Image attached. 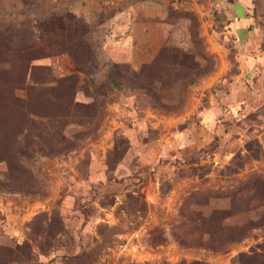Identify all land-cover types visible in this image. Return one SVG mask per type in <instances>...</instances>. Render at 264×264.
Here are the masks:
<instances>
[{
    "label": "rangeland",
    "instance_id": "obj_1",
    "mask_svg": "<svg viewBox=\"0 0 264 264\" xmlns=\"http://www.w3.org/2000/svg\"><path fill=\"white\" fill-rule=\"evenodd\" d=\"M77 2L0 0V264H264V180L243 195L231 180L264 166V0H150L168 42L140 70L111 64L104 77L99 13ZM152 115L157 127L141 125ZM92 128L100 157L70 163L83 176L94 163L96 179L14 223L11 199L37 189L30 165Z\"/></svg>",
    "mask_w": 264,
    "mask_h": 264
},
{
    "label": "crops",
    "instance_id": "obj_2",
    "mask_svg": "<svg viewBox=\"0 0 264 264\" xmlns=\"http://www.w3.org/2000/svg\"><path fill=\"white\" fill-rule=\"evenodd\" d=\"M85 1L87 2L86 6H82L77 2L74 8L77 13L92 12L94 9L99 13L98 17L100 18H97L92 23L102 34V39L100 40L101 55H99L98 60L105 64L99 69L98 73L103 77L111 64H127L131 70H140L144 65L152 63L158 57L161 47L168 42L171 25L167 20H161L160 13L150 0L126 3L117 8L104 5L103 0ZM92 14L94 15V13ZM55 73L58 74L60 71L55 69ZM237 100V98H233L231 101L236 102L229 105L233 117L244 115L242 108L244 105ZM250 105H252V102H248V108ZM148 122L151 123L152 127H157L160 124L159 117H154L153 115L151 118L143 116L140 123L142 125V123ZM98 134L99 132L92 128L83 134L78 146L69 154L60 153L52 157H44L43 161L40 159L36 161V166L32 167L30 165L31 173L34 177L33 180L36 183L35 188L37 189L27 194H15L11 199L16 212L14 216L12 215L14 218H11L14 223L23 224L24 221H29L32 216L26 217L28 209L49 199L52 192L58 190L60 186L66 188L63 191L64 196L69 191L75 194L82 190L83 187L90 186L91 182L96 179L95 164L88 163L87 173L83 176L82 169L71 165L70 159L77 161L86 152V155L90 152V154L100 157V153L96 149V145L101 138ZM170 135L167 136V139H170ZM155 141L145 153L144 149H141L139 156L144 155L143 157L146 159L148 154L154 152V150L159 152L160 138ZM155 163L156 161H152V168ZM137 165L140 164L137 162ZM248 165L231 179L234 187H237V190L242 195L244 188L252 181V178L264 180V166L258 169L255 162ZM98 166L100 167L97 170H101V162H98ZM103 167H106V165H103ZM0 207L3 210L5 209L2 203H0ZM3 220L4 223H11L10 217L7 215ZM18 223L14 224L13 227L16 225L20 226Z\"/></svg>",
    "mask_w": 264,
    "mask_h": 264
},
{
    "label": "built area",
    "instance_id": "obj_3",
    "mask_svg": "<svg viewBox=\"0 0 264 264\" xmlns=\"http://www.w3.org/2000/svg\"><path fill=\"white\" fill-rule=\"evenodd\" d=\"M123 2V0H103V4L106 6H114L118 3ZM121 116L116 117L114 122L117 123ZM146 233V228H142L141 230H136L131 234V239H139L142 238V236ZM121 252H129L130 246L127 245H121L120 246Z\"/></svg>",
    "mask_w": 264,
    "mask_h": 264
},
{
    "label": "trees",
    "instance_id": "obj_4",
    "mask_svg": "<svg viewBox=\"0 0 264 264\" xmlns=\"http://www.w3.org/2000/svg\"><path fill=\"white\" fill-rule=\"evenodd\" d=\"M83 196H80V197H77V199H80V198H82ZM76 201V200H75Z\"/></svg>",
    "mask_w": 264,
    "mask_h": 264
}]
</instances>
